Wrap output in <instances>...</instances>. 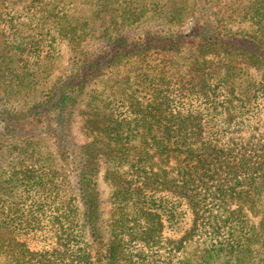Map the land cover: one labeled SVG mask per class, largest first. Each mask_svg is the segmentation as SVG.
Returning a JSON list of instances; mask_svg holds the SVG:
<instances>
[{"label":"trees","instance_id":"obj_1","mask_svg":"<svg viewBox=\"0 0 264 264\" xmlns=\"http://www.w3.org/2000/svg\"><path fill=\"white\" fill-rule=\"evenodd\" d=\"M214 1H196L201 16L188 34L131 36L109 32L116 27L110 21L96 48L82 52L76 72L38 95L47 82L40 67L50 55L37 49L32 59L31 40L43 45L49 32L41 20L52 29L46 8L54 0L45 9L42 2L0 0L7 24L0 33V97L24 95L17 108L0 105L1 128L21 138L0 169V256L12 264H264V215L254 228L245 212L264 198V80H246L235 63L264 68V47L223 29L222 18L212 16L219 13L212 12ZM112 2L97 4L110 9ZM33 5L43 31L7 39L10 27L31 19ZM206 5L211 14H204ZM243 16L264 32V0H249ZM14 18L21 20L17 28ZM64 27L52 41L84 39L81 25ZM12 42L20 51L14 56ZM186 48L197 56L184 64L181 79L161 67L138 68L123 83L92 92L89 140L74 141L71 114L86 84L147 52ZM39 135L52 139L69 173L41 162L33 146ZM101 180L109 186L107 216Z\"/></svg>","mask_w":264,"mask_h":264},{"label":"rangeland","instance_id":"obj_2","mask_svg":"<svg viewBox=\"0 0 264 264\" xmlns=\"http://www.w3.org/2000/svg\"><path fill=\"white\" fill-rule=\"evenodd\" d=\"M30 1H34L36 4L42 2L44 9L46 7L44 3L50 2V0ZM99 1L100 0H66L64 3H61L54 0V8L50 4L47 5V13L53 14V16L49 18L47 17V19L51 20L54 18L55 24L51 29L48 25L49 21L45 20V17H43L41 20L44 24L43 28H48L49 34L46 39L43 38V45L36 44L35 41H37V37H34L35 43H33L32 39V48L30 47L32 49L30 55L32 59L34 56L33 50L36 51L37 49L42 51L43 57H45L47 53L50 55V57L47 56V59H44L43 64L40 67V69L43 70V74H46L45 77L47 78V82L42 85L43 87L41 86L38 88V95H44L48 91V88L63 81L65 78L76 72L77 65L80 64V58L83 55L82 52L96 48L98 41L104 35L103 32L109 26V23H111L110 21L116 22V27H109V32H122L131 36H142L144 34H157L161 32L170 34H188L195 25L196 16H201L197 10V5L195 4L197 0H113L114 2L110 4V9H105L104 6L107 4H103V6L98 5L97 3ZM248 3L249 0H215L213 4L216 6L213 7L212 12L213 10H217L216 12L219 13L213 14L212 16L222 18V23L220 22V24L223 29H231L232 34L244 38L250 45L254 43L255 45L260 44L264 47V32L258 30V25L255 22L249 21L243 16L244 8ZM205 7H207V10H205L204 14H211L212 12L209 11V6L206 5ZM35 11L38 10L33 5V12H31L32 17L23 23V28L16 30L10 27V29H8V34H14L13 37L9 36L7 39L16 40L20 39L23 35H36V32H42L43 29L41 26H37V24L35 25L37 22V19L33 18ZM28 14L30 13L28 12L24 16H28ZM4 15L8 19L11 17L10 14ZM60 16L64 19L59 25L57 24V21L60 20ZM19 18L22 20V17ZM19 18H14L15 22L12 24V27L13 25H16L15 28H17L20 25L21 20H19ZM79 25H81L80 28L85 30L84 39H81L79 43L69 39L70 37L64 39L59 38L56 42L51 40V34L57 36L55 29H60L65 26L63 29L70 30L74 28V26L78 27ZM4 28H7L6 22L0 21V33ZM77 32L78 28L75 33ZM72 36H74V34H72ZM16 43L19 44V41H16ZM13 44L15 43L12 42L9 44L8 48L11 50L9 51V54L14 56L16 53L19 54L20 51L16 50L15 47H13ZM196 56V51L192 48H186L180 53L151 51L143 55L141 60L134 59L122 62L117 67L113 68L114 70L106 69L104 75L85 85L82 94L79 96L78 101L73 108L70 120V130L74 141L82 144L89 140V136L86 133V118L88 115L85 112L87 111V100L92 92L98 91L100 93L107 87V85L123 83V79L126 77H132L134 74L133 71L138 70V68L150 71V68H153L154 70L156 67H161L173 78L181 79L186 72V66L184 64H186L191 58H196ZM207 58L213 59L217 57L207 56ZM39 63H42V60H40ZM235 63L243 69V74L246 80L248 78L255 81L264 80V68L253 66L238 59L235 60ZM131 80L132 79H130V81ZM5 82L6 84L3 85V90L8 88L7 84L9 81L5 80L3 83ZM23 98L24 95L22 92L8 96L1 93L0 105L14 109L24 102ZM0 133V169L4 170V168L6 169L7 164L5 158H8L10 148L17 143H20L21 138L18 136H9L13 132L6 131L3 127L1 128V126ZM33 141V146H35L37 151L40 152L43 157L41 162L46 163L48 166L51 164L52 166L62 169L64 170V173H69L68 164L62 159L60 152L57 150L52 139L39 135L36 136ZM4 176L5 175L2 174L0 179L2 180L5 178ZM68 176L70 177L71 174ZM100 186L102 191L101 207L104 215L107 216L110 208L108 201L109 186L103 180H101ZM245 212L251 225L254 228L259 227L260 220L264 215V198L261 196L256 203H254L253 207H246ZM254 249L260 250V245L258 243L255 244ZM0 264H12V259L7 255H2L0 256Z\"/></svg>","mask_w":264,"mask_h":264}]
</instances>
